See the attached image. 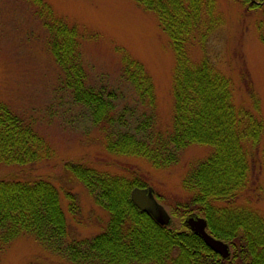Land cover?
Listing matches in <instances>:
<instances>
[{"label":"trees","instance_id":"obj_1","mask_svg":"<svg viewBox=\"0 0 264 264\" xmlns=\"http://www.w3.org/2000/svg\"><path fill=\"white\" fill-rule=\"evenodd\" d=\"M30 1L36 4L38 17L49 33V47L74 99L91 108L94 124L103 128L111 125L115 121L114 105L105 102L100 91L85 86L87 74L77 27L55 16L41 0ZM134 1L156 15L174 50L173 131L165 135L158 130L144 138L119 132L107 138L106 148L113 153L141 156L154 167L164 168L175 162L176 152L189 144L209 145L210 153L181 180L191 196L175 208L182 215L204 216L208 231L227 242L232 253L222 258L184 221L183 228L171 229L136 207L130 192L136 186H146L144 181L110 175L76 162L67 163V169L108 212L109 220L100 233L73 242L69 258L76 264H264V217L246 201L237 202L259 156L264 170V122L257 116L258 98L250 91L253 111L235 105L230 79L207 56L193 62L187 52L191 38L206 41L221 19L216 0ZM235 1L248 10L263 0ZM259 38L264 44L263 33ZM122 73L148 100L149 112L153 113L152 81L142 64L124 53ZM153 121V115H147L136 129H147ZM47 155L48 145L32 123L0 100V164H33ZM258 192L264 196V177ZM68 197L70 210L75 211L76 201ZM66 229L58 191L50 181L0 177L2 243L23 234L51 243L64 237Z\"/></svg>","mask_w":264,"mask_h":264},{"label":"rangeland","instance_id":"obj_2","mask_svg":"<svg viewBox=\"0 0 264 264\" xmlns=\"http://www.w3.org/2000/svg\"><path fill=\"white\" fill-rule=\"evenodd\" d=\"M41 2L55 16L77 27L87 74L85 86L100 91L103 100L114 105L115 121L104 128L94 124L91 108L74 99L51 52L49 33L38 17L36 4L30 0H0V100L30 121L48 145V155L36 163L0 164V177L50 181L58 191L67 223L66 235L51 243L31 234L0 241V264H76L68 255L70 245L105 229L108 212L67 169V163L144 181V187L153 188L155 198L170 216L169 227L183 228L189 216L175 206L187 201L191 192L181 180L210 153L211 147L189 144L178 150L177 160L164 168L154 167L141 156L113 153L106 148L107 138L119 132L144 138L158 130L165 135L173 131L175 56L156 15L134 0ZM257 3L258 7L247 10L235 0H216L221 19L206 41L191 38L187 52L193 62L207 56L230 79L235 105L253 111L250 91L254 92L259 101L257 116L264 122V44L259 38L264 34V0ZM124 53L142 64L152 81L153 113L149 112L148 100L122 73ZM150 114L152 126L138 131L136 127ZM252 175L237 202L246 201L264 217V196L258 192L264 177L261 156ZM68 196L76 201L75 211L70 210ZM228 248L230 256L229 244Z\"/></svg>","mask_w":264,"mask_h":264},{"label":"water","instance_id":"obj_3","mask_svg":"<svg viewBox=\"0 0 264 264\" xmlns=\"http://www.w3.org/2000/svg\"><path fill=\"white\" fill-rule=\"evenodd\" d=\"M130 199L136 207L147 212L158 223L162 225L169 223L170 216L164 206L155 198L152 187H134L130 192ZM184 221L189 229L199 235L212 251L223 258L229 256L228 244L209 233L207 230V220L204 217L189 216Z\"/></svg>","mask_w":264,"mask_h":264}]
</instances>
